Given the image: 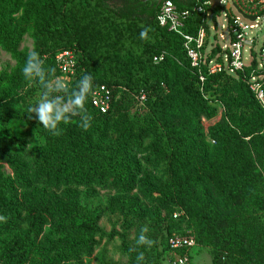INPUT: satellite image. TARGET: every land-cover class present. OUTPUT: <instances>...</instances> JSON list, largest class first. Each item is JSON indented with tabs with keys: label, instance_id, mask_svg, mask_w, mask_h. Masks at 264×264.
<instances>
[{
	"label": "trees",
	"instance_id": "obj_1",
	"mask_svg": "<svg viewBox=\"0 0 264 264\" xmlns=\"http://www.w3.org/2000/svg\"><path fill=\"white\" fill-rule=\"evenodd\" d=\"M112 1L114 0L50 2L62 28L52 31L51 24L48 23L45 33L50 40L56 38V42L64 41V44L59 51L48 53L44 49L46 41L41 36L37 52L41 57L47 55L44 63H50L58 75L55 55L63 50L76 48L80 53L79 69L70 88H74L84 74H90L94 84L122 87L124 90L117 89L111 108L105 114L93 108L88 97L85 109L92 119L86 131L80 127L79 117L71 118L67 124L61 123L59 136L47 131L41 163L34 169L36 183L53 188H79L89 187L98 179H127L128 164L122 168L121 156L104 147L109 133L129 140L142 130L140 120L130 118L126 113L127 103L146 115V121L141 120L146 125H150L152 113L165 116L176 108V102L185 108L192 119H196L201 112L214 111L202 95L211 97L217 93L212 83L219 76L228 74L209 75L202 68L204 81L201 83L196 68L189 66L190 68H181L179 71L172 68L170 62L190 64V59L183 49L181 38L158 25L155 19L157 1L117 0V4H111ZM39 2L40 0H27L22 16L23 24L13 26V20L8 15L18 12L19 2H12L7 7L8 14H4L1 8L4 4L0 1V46L6 51H11L25 33V22L38 16ZM145 29L148 30L146 38L141 39L140 33ZM92 65L96 67L100 78L94 77ZM236 84L242 100L246 102V114L235 126L240 129L243 138L251 137L249 143L236 136L232 130H228L230 136L226 140L221 132L213 129L211 135L218 146H223V150L209 153L202 147L197 150L194 141L187 144L185 140L166 130L168 139L172 142L170 161L176 175L188 170L192 172L179 190L177 199L194 221L196 234L193 228L187 229L194 232L196 243L200 237L205 238L214 248V261L219 259L222 252L232 254L247 245L258 264H264V182L248 156V144L253 149L260 140L264 142V112L257 105L247 85L242 80L236 81ZM140 91L146 94L145 108L139 107L134 99V95ZM117 93L119 97L115 99ZM5 107L2 105L0 110L9 113ZM31 124L40 125L35 118L31 119ZM160 136L165 139L163 134ZM3 145V142L0 143V155ZM206 179L212 180L225 207L238 213L239 218L235 222L218 217L207 201L198 204L192 201L190 189L201 185ZM9 188L0 185L1 208L11 215L4 225L7 231H11V225L21 223H28L35 232L47 227L51 232L69 238L62 251L58 252L61 260L65 258L66 262L75 261L76 254L85 245V239L94 236L99 214L82 211L77 193L68 191L60 200H54L47 206L33 199L25 202L30 220L18 221V206L14 205L11 198L6 199ZM166 209L168 223L163 225L162 217L157 218L156 224L146 235L154 241L153 245L148 247L137 244L133 264H137L136 257L141 252L144 254L142 264H160V259L166 262L168 237L174 233L180 234L177 232L178 226L187 225L189 221L184 213L180 219H172L175 211L183 212L179 207ZM238 234L246 237V244L239 240ZM51 248L48 246L46 250L38 251L39 248L29 236L15 234L7 247L4 261L6 264H45L42 260L47 258ZM57 263L53 260L49 264Z\"/></svg>",
	"mask_w": 264,
	"mask_h": 264
},
{
	"label": "rangeland",
	"instance_id": "obj_2",
	"mask_svg": "<svg viewBox=\"0 0 264 264\" xmlns=\"http://www.w3.org/2000/svg\"><path fill=\"white\" fill-rule=\"evenodd\" d=\"M0 1L4 4L1 7L4 14H8L7 7L12 2H19L18 12L8 17L13 20V26H21L27 0ZM50 2L51 0H40L38 16L25 22V33L11 51H6L0 46V108L5 105V109L9 111V113H3L0 110V143H4L0 155V185L12 188V191H9L10 188L7 190L6 199L11 198L14 205L18 206V221L30 220L25 202L33 199L47 206L54 200H60L68 191L77 193L78 204L82 211L98 213L99 219L95 225L94 236L85 239V245L81 246L79 253L75 256V261L66 262L65 258L61 260L58 252H61L64 245L69 242L67 236L51 232L47 227L35 232L28 223L13 224L11 231H7L4 225L11 215L2 209L0 204V216L7 217L6 222L0 221V264H6L4 256L15 234L29 236L39 248L38 251L46 250L48 246L52 247L47 258L42 260L45 264L53 260L57 261V264H133L141 228H147L148 231L145 233L147 235L159 217H162L163 225L167 224L168 211L166 208L168 207H179L189 220L187 225L178 224L177 232L182 233L191 227L196 234L197 229L193 219L177 199L179 190L192 172L188 170L181 175L173 172L170 161L172 142L168 139L166 130L185 140L187 144L194 141L197 144V150L202 147L209 153H219L223 150V146H218L211 135L213 129L221 132L225 139L230 136L228 130H232L236 136L249 143L251 137L243 138L240 129L235 126L239 119L245 118L246 114V102L242 100L243 97L238 92V84H236V81H241V79L234 75H221L214 80L212 87L216 88L217 93L211 97L202 95L214 111L201 112L196 119L190 118L185 108L176 102V108L165 116L152 113L150 125H146L143 123L146 121V115L136 110L131 103H127L126 113L130 118L140 120L142 130H139V134L136 133L129 140L109 133L108 141L104 145L105 148L121 156L122 168L128 164L127 179H98L89 187L79 188L64 186L53 188L46 184L36 183L33 177L34 169L41 163V153L46 145L47 131L42 125L31 124L27 109L39 101L42 88L38 84L29 86L21 69L28 52L40 49L38 45L41 36L46 41L44 49L48 53L59 51L64 44V41L56 42V38L50 40L45 33L48 23L51 24L52 31L62 28L60 19ZM117 3V0L111 2V4ZM224 15L225 12H221L216 20L217 39L223 33L220 25L224 24ZM256 49L258 50V47ZM46 56H42L44 62L47 60ZM242 62L244 64L248 62L245 51L242 54ZM44 65L45 68H52L48 62ZM170 66L179 71L181 68L192 67V64L174 61L170 62ZM92 70L94 77L100 78L94 65H92ZM200 88L202 91L201 83ZM32 116L35 118L34 113ZM159 133L163 134L165 139H161ZM263 146L262 140L253 149L248 144L250 149L248 156L264 182ZM189 194L194 203L209 202L214 213L220 218H228L234 222L239 218L237 212L225 207L211 179H206L201 185L191 188ZM238 238L246 244L247 239L243 234H238ZM197 243L191 252L193 264H214L215 262L218 264H258L255 255L247 245L233 251L232 254L222 252L219 259L214 261V248L210 243L202 237ZM39 255L43 259L44 253ZM159 262L166 264L161 259Z\"/></svg>",
	"mask_w": 264,
	"mask_h": 264
},
{
	"label": "built area",
	"instance_id": "obj_3",
	"mask_svg": "<svg viewBox=\"0 0 264 264\" xmlns=\"http://www.w3.org/2000/svg\"><path fill=\"white\" fill-rule=\"evenodd\" d=\"M177 1H157L155 19L160 27L181 38L192 67L197 69L199 81H204L202 68L209 75L226 73L238 76L264 112V0ZM221 12H225L224 24L220 25L223 33L217 39L216 20ZM243 51L248 56L247 64L242 62ZM79 55L78 50L72 48L54 57L58 76L66 78L70 84L77 77ZM117 89L124 90L93 83V92L89 96L92 107L102 114L107 113ZM118 97L117 93L115 99ZM134 99L139 107L145 108L146 94L143 91L134 95ZM183 215V212L175 211L172 219L178 220ZM166 245L167 264H193L191 252L197 243L192 230L172 234Z\"/></svg>",
	"mask_w": 264,
	"mask_h": 264
},
{
	"label": "clouds",
	"instance_id": "obj_4",
	"mask_svg": "<svg viewBox=\"0 0 264 264\" xmlns=\"http://www.w3.org/2000/svg\"><path fill=\"white\" fill-rule=\"evenodd\" d=\"M147 29L140 33L141 39L146 38ZM24 79L29 83L38 84L42 88V94L35 105L27 109L29 119L35 114V119L42 127L54 136L60 135L59 125L67 124L71 118L79 117L80 127L87 130L90 127L91 115L85 109V103L93 92V80L90 74H84L70 88V81L55 74L53 68H45L44 59L34 49L28 52L24 66L21 69ZM7 217L0 216V221L6 222ZM147 228H141L137 239L138 245L151 247L154 243L145 233ZM137 264H142L144 254L137 257Z\"/></svg>",
	"mask_w": 264,
	"mask_h": 264
},
{
	"label": "water",
	"instance_id": "obj_5",
	"mask_svg": "<svg viewBox=\"0 0 264 264\" xmlns=\"http://www.w3.org/2000/svg\"><path fill=\"white\" fill-rule=\"evenodd\" d=\"M157 1H159V0H157ZM213 4H216V2H215V3H213Z\"/></svg>",
	"mask_w": 264,
	"mask_h": 264
}]
</instances>
